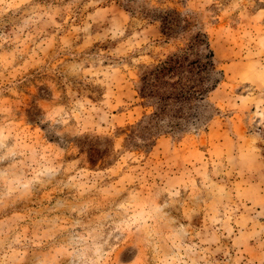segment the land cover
<instances>
[{"label": "rangeland", "instance_id": "rangeland-1", "mask_svg": "<svg viewBox=\"0 0 264 264\" xmlns=\"http://www.w3.org/2000/svg\"><path fill=\"white\" fill-rule=\"evenodd\" d=\"M203 43L214 88L153 117ZM0 264H264V0H0Z\"/></svg>", "mask_w": 264, "mask_h": 264}, {"label": "trees", "instance_id": "trees-1", "mask_svg": "<svg viewBox=\"0 0 264 264\" xmlns=\"http://www.w3.org/2000/svg\"><path fill=\"white\" fill-rule=\"evenodd\" d=\"M215 71L209 44L189 45L144 72L138 96L155 103L153 117L165 111L175 117L191 116L196 102L217 83Z\"/></svg>", "mask_w": 264, "mask_h": 264}]
</instances>
